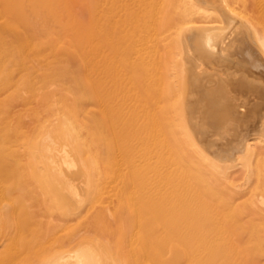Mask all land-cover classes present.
Returning <instances> with one entry per match:
<instances>
[{
	"label": "bare ground",
	"instance_id": "obj_1",
	"mask_svg": "<svg viewBox=\"0 0 264 264\" xmlns=\"http://www.w3.org/2000/svg\"><path fill=\"white\" fill-rule=\"evenodd\" d=\"M101 3L58 62L59 1L0 0V264H178L171 237L220 264L225 221L264 220V176L236 182L264 139L231 132L264 134V0Z\"/></svg>",
	"mask_w": 264,
	"mask_h": 264
},
{
	"label": "rangeland",
	"instance_id": "obj_2",
	"mask_svg": "<svg viewBox=\"0 0 264 264\" xmlns=\"http://www.w3.org/2000/svg\"><path fill=\"white\" fill-rule=\"evenodd\" d=\"M58 1H59V4H57L58 8H56L58 10L57 11H56V9L54 10V13L56 14V15H54L56 22H52V20H51V18L54 19L53 15L51 16V15L47 14L45 11H41L39 13L40 22H42V24H43L44 21H46V23H44V24H45V26H47V27L43 26V28H45L47 30L44 31L45 29H42L44 36L41 35L42 38L40 40H42V39L44 40V38L46 37L45 40L47 42H50V38H49L50 36H52V38H55L52 41H53V43H55V47H56V51H55L56 61L67 62L68 59H73L77 56V49L74 46V44H71V42L74 41V37H76V34L83 35V36L86 35L87 39L85 40L86 42L85 41L84 42L85 43H91L92 42L91 34L93 32H98L99 30H101L100 25L102 23H101V19H100V12H101L100 7H102V6H100V5H102L101 2H103V0H70V1L69 0H58ZM66 6L70 10V12L67 11ZM98 10H100V11H98ZM42 12H45V14ZM48 16H49V18H48ZM48 20L50 22H48ZM49 23L53 24L54 27H50L52 25L51 24L48 25ZM89 26H90V28H88ZM48 29H50V30H48ZM49 33L51 35L48 37L46 34L49 35ZM88 35H89V37H88ZM47 37H48V40H47ZM46 41L42 42V43H46ZM42 50H43L42 51L43 56H48L50 54V49L48 46H44V48ZM251 98L258 103H262L260 98L258 99L255 96H251ZM261 105H260V112L264 115V104H261ZM254 129H255V127L253 126V124H251L250 126H246V127L241 126V128H237V127L233 126L231 132H232V134L239 132V133H241V135L242 134L253 135V133H255L256 138H258V140L264 139V134H262L260 131H257V130L254 131ZM232 139H234V136L223 137V139L221 140V143L222 142H229ZM238 161L239 160H235L233 162L229 161L228 162V168L235 172L237 170L238 171L240 170L239 166H241V164L244 165V164L248 163L247 158H243L242 160H240V162H238ZM236 164H238L239 166H236ZM224 167H227V166H224ZM237 167H239V168H237ZM262 168H264V167H262ZM240 171L238 172V173H240L238 178L240 177L241 180H242L243 176H245L246 174L247 175H246V177L243 178V180L245 178H246L245 180H247V179L250 180V178H251V181H254L253 179L257 178V176H259L260 178H263V176H264V174H263L264 172H262V170L260 171V173H262L263 175L262 174L258 175V173L253 174V172H247V173L243 172L241 174ZM263 171H264V169H263ZM238 173L235 172L234 175L237 176ZM248 175H250V176H248ZM251 175L254 178H252ZM254 175H256V177ZM240 178L238 181H236V182H238V184L239 183L240 184L241 183L242 184L248 183L247 182L248 180L247 181L242 180L243 181L242 182L240 180ZM251 189H252V187H248V189L245 190L242 194V195H244V194L245 195L243 197L241 195L240 200L244 199L242 201L247 202V201H245V198L247 196L249 197V194H250V197L251 198L253 197L252 199H254L255 190H254V193H252ZM245 192H247V193H245ZM248 197L246 198V200L249 201ZM252 199L250 201H252ZM242 201H240V202H242ZM260 204H261V207H264L263 206L264 203L260 202L259 205ZM262 209H264V208H262ZM252 217L253 216H250L249 219H248V217H246L247 219H244L245 222L242 221L243 222L242 224H241V222H240V224H238L236 222H232V221L230 222V220L225 221V223H227V224H223V226H226L225 230L227 232L225 231L226 233H224V235L225 234L227 236L231 235L236 241V242H234V246H237V247L233 248L228 253H225L223 255H217L216 260H218V262L220 264H264V223H263L264 220H261L263 222H260L258 219H257L258 220L257 221L256 219H253ZM254 220H256V221H254ZM252 221H254L253 224H252ZM186 225L187 226L191 225L192 228H194V227L198 228L199 227L198 224H192V223L187 224V222L182 227L187 228ZM196 225L198 227H196ZM210 231H211V229H210ZM194 233L195 234L197 233L196 235H199V231H196ZM194 233H193V235H194ZM200 234H201V232H200ZM238 238H241L242 240L239 241ZM166 245H167L168 249L171 250L172 254L175 253L178 255V257H179L177 259L178 264H192L191 261L189 262V260H192L193 264H199L200 261H202V259L204 257H206L205 254H200L197 252V249L200 246L199 240H197V241L191 240V238H187V237H183V238L171 237V238H168L166 240ZM170 255L171 254H169L167 257H170Z\"/></svg>",
	"mask_w": 264,
	"mask_h": 264
}]
</instances>
